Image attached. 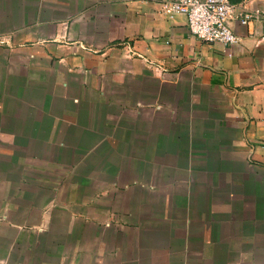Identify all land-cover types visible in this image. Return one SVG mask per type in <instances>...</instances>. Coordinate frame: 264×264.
Listing matches in <instances>:
<instances>
[{
	"label": "crops",
	"instance_id": "crops-1",
	"mask_svg": "<svg viewBox=\"0 0 264 264\" xmlns=\"http://www.w3.org/2000/svg\"><path fill=\"white\" fill-rule=\"evenodd\" d=\"M231 1L262 20L226 47L158 0H0L6 67L86 103L51 131L0 110V264H264V0ZM47 144L83 173L28 172Z\"/></svg>",
	"mask_w": 264,
	"mask_h": 264
},
{
	"label": "rangeland",
	"instance_id": "rangeland-1",
	"mask_svg": "<svg viewBox=\"0 0 264 264\" xmlns=\"http://www.w3.org/2000/svg\"><path fill=\"white\" fill-rule=\"evenodd\" d=\"M6 65L5 55L0 54V110L8 111L9 115H14L16 110L23 111L26 115L23 121L27 122L26 125L32 128V131L36 126L45 130L69 124L83 126L86 103L81 100L77 101L78 93L76 91L70 90L67 86L57 85L56 79L54 80L50 71L11 70ZM88 110L92 112L94 108L88 106ZM91 118L90 116L88 120L90 124L95 121ZM80 151L76 148L52 149L48 144L44 149L43 147L29 148L24 151L25 154L27 153L28 163H32L28 166V172L82 174V165L79 168L72 165L81 154L82 151ZM14 153H18V151L0 150V173L19 172V167L6 165L2 162L5 157L12 156ZM62 184L60 182L59 186Z\"/></svg>",
	"mask_w": 264,
	"mask_h": 264
},
{
	"label": "built area",
	"instance_id": "built-area-1",
	"mask_svg": "<svg viewBox=\"0 0 264 264\" xmlns=\"http://www.w3.org/2000/svg\"><path fill=\"white\" fill-rule=\"evenodd\" d=\"M160 12L167 18L176 14L186 17L189 34L204 44L218 43L226 47L239 42L233 24L248 26L262 20L245 6L231 0H158Z\"/></svg>",
	"mask_w": 264,
	"mask_h": 264
}]
</instances>
